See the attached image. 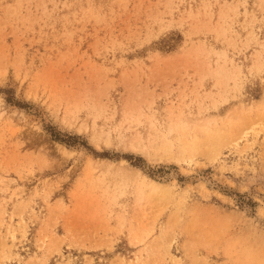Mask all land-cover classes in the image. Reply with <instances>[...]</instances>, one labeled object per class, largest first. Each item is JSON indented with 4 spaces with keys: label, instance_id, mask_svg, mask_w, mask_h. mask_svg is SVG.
<instances>
[{
    "label": "rangeland",
    "instance_id": "obj_1",
    "mask_svg": "<svg viewBox=\"0 0 264 264\" xmlns=\"http://www.w3.org/2000/svg\"><path fill=\"white\" fill-rule=\"evenodd\" d=\"M0 264H264V0H0Z\"/></svg>",
    "mask_w": 264,
    "mask_h": 264
},
{
    "label": "trees",
    "instance_id": "obj_2",
    "mask_svg": "<svg viewBox=\"0 0 264 264\" xmlns=\"http://www.w3.org/2000/svg\"><path fill=\"white\" fill-rule=\"evenodd\" d=\"M6 101L8 103L20 106L19 103H17L16 101H12L11 99H9V97H6ZM59 134L60 133H58V132L57 133H52L51 132L52 139L55 140V141H58V142H60L62 144H65L68 147H78V146L86 147V145H84V142L81 141V138L79 136L67 135V138L65 139V138L60 137ZM125 158L131 160L132 156H126ZM134 160L135 161H134V163H132V165L135 166V167L141 168V164L139 162L142 161V159L140 157H136ZM148 174H150L149 176H153V174H151V173H148ZM239 196H241V195H239ZM251 204H253L252 201H251Z\"/></svg>",
    "mask_w": 264,
    "mask_h": 264
},
{
    "label": "bare ground",
    "instance_id": "obj_3",
    "mask_svg": "<svg viewBox=\"0 0 264 264\" xmlns=\"http://www.w3.org/2000/svg\"><path fill=\"white\" fill-rule=\"evenodd\" d=\"M145 179H146V178H145ZM147 180H148V179H147ZM150 182H151V183H153V181H152V180H150Z\"/></svg>",
    "mask_w": 264,
    "mask_h": 264
}]
</instances>
